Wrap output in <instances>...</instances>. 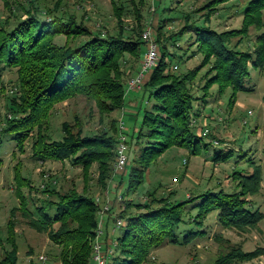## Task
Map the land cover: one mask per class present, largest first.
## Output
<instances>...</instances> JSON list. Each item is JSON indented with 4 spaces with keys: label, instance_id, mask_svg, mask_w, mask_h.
<instances>
[{
    "label": "trees",
    "instance_id": "trees-1",
    "mask_svg": "<svg viewBox=\"0 0 264 264\" xmlns=\"http://www.w3.org/2000/svg\"><path fill=\"white\" fill-rule=\"evenodd\" d=\"M154 1H113L111 17L115 23L112 29L106 26L92 28L86 10H70L63 0H54L53 5H43L39 0H25L9 6V17L14 19L11 22L5 20L0 26V94L5 92L1 78L6 70L16 71L18 93L8 102L11 114L6 117L4 127L0 128V147L4 138L11 136L18 151L24 152L26 142L32 140L31 151L36 161L70 162L80 167L85 186L82 191L76 187L65 190L57 179L53 182L48 180L41 190L46 195L43 205L32 211L22 191L25 187L31 190V182L22 176L19 164L16 165L14 179L20 206L11 210L8 236L4 240L0 236V244L5 242L9 247L0 264H18L20 246L14 219L17 210L30 228L46 233L58 247L60 264H92L100 210L95 198L107 189L111 180L115 181L113 167L118 123L112 115L122 109L127 82L131 73L137 71V66L140 67L146 45L142 34L148 23L145 10ZM228 1H208L197 10L205 11L201 24H190L189 16H186L187 23L169 38L164 36L165 18L157 20L154 37L161 43L159 63L145 76L140 91L142 95H148V104L140 124L133 127L127 139L128 163L131 164L128 192L136 191L145 181L151 165L167 150L177 147L195 153L199 143L208 135V130L198 133L195 125L196 104L200 98L207 101L206 97L213 88L218 94L229 89V106L232 107L237 101V94L248 90L246 81L250 71L264 69V0L248 1L242 9L243 19L239 29L217 32L209 25L211 17L219 5ZM252 27L261 31L254 48H242ZM186 31L194 34L191 45L196 46V54L202 59L186 72L175 73L170 71V61L177 59L178 63L182 56L177 57L175 50L171 52L166 41L169 39L172 42ZM175 45L174 48H179ZM195 51L191 56L195 55ZM174 67L178 68L177 65ZM196 83L200 85L201 97L196 96L199 89ZM79 97L94 104L100 128L97 132L85 134L76 118L74 125L62 123L60 140L52 139L49 125L55 107ZM146 102H140V105ZM204 145L208 147L209 143ZM230 156L215 154L213 160L218 163ZM94 167L97 170L98 193L90 191L89 187ZM124 173L126 167L120 174ZM233 176L234 180H238V190L232 193L205 191L172 202L174 192L163 197L153 191L139 203L120 195L119 201L124 206L117 216L122 225L117 227V220H111V228L103 225L106 235L101 240L106 264H143L160 246H189L196 238L204 236L200 229L214 211L218 212V221L223 228L245 232L256 227L264 220V213L252 208L247 197L260 192L262 168L254 165L250 174L235 172ZM121 184L122 179L119 187ZM99 197L103 203L106 201L103 194ZM190 204H194L191 209L197 211L194 216L188 210ZM112 210L113 207L105 216H110ZM187 214L198 230L188 232L181 239L176 228L190 223V220L184 219ZM117 229L119 235L116 234ZM261 253V250L244 252L239 247H232L211 264L251 261Z\"/></svg>",
    "mask_w": 264,
    "mask_h": 264
},
{
    "label": "rangeland",
    "instance_id": "rangeland-1",
    "mask_svg": "<svg viewBox=\"0 0 264 264\" xmlns=\"http://www.w3.org/2000/svg\"><path fill=\"white\" fill-rule=\"evenodd\" d=\"M7 1L9 4L0 0V26L5 20L11 22L14 19L9 17L11 16L9 6L25 0ZM53 1L39 0L43 5H53ZM63 1L70 10L77 12L86 10L91 18L89 24L92 28L106 26L112 29L114 27L115 22L111 17V12L112 2L116 0ZM208 1L210 0H155L154 3L150 2L145 10L147 27L151 25L150 29L155 36L157 20L163 17L165 18L164 36L169 38L187 23L186 16H189L190 24H201L205 11L197 10ZM248 1L250 0H230L219 5L211 17L210 27L217 32L239 29L243 19L242 9ZM152 6L154 12L151 11ZM260 33L261 31L254 27L250 28L242 48L252 50ZM174 39L172 42L168 39L166 45L171 52L175 50L177 57L182 56V60L178 63H176L177 59L171 60L170 71L184 73L197 66L202 58L196 54V46L191 45L194 41V34L186 31L180 38ZM163 42H165L164 39ZM170 43L173 45L171 46ZM157 44L160 48L161 43L157 42ZM174 44L179 45V48H174ZM193 51L195 55L191 56ZM158 53L160 58V51ZM176 65L177 69L174 67ZM126 67L125 71H128ZM1 81L5 92L0 94V128L4 127L6 117L11 114L8 111L9 100L18 93L16 71H4ZM195 86L199 88L200 85L196 83ZM246 87L248 90L237 94V101L232 107L229 106L231 96L229 89L223 94H218L216 88H213L211 94L206 97L207 101L203 98L199 99L196 104L195 125L198 133L208 130V135L199 143L195 153L192 150L177 147L167 150L156 163L151 165L145 181L135 192L127 191L130 163L126 166V173L116 174L114 181L116 185L111 191L112 200L116 197L112 204L114 211L110 215L111 220L120 219L117 214L124 206L119 201L120 195L126 200L133 199L134 202L139 203L153 191L163 197L174 192L171 196L172 202L181 201L205 191L219 192L222 190L225 193H232L238 190V180H234L233 174L235 172L250 174L254 165H260L262 168V187L258 194L248 196L247 199L252 208L264 213V69L251 70ZM196 96H202L200 88L196 91ZM147 99L148 95H142L141 91H131L128 95L126 93L121 111L113 113L112 117L117 123L119 117L122 118L127 139L131 136L133 127L140 124L143 110L148 104ZM140 102H146V104L140 105ZM149 103L151 104L152 101ZM76 118L81 122L85 134H92L100 128L99 115L94 104L84 97H79L67 100L55 107L54 114L52 113L50 118V137L60 140L63 135L62 123L68 122L74 125ZM31 143L32 140L27 141L25 151L20 152L12 137L6 136L0 147V160L2 161L0 165V236L3 240L8 236L7 224L11 217V210L20 206L14 179L16 165L19 164L22 176L31 182L32 189L25 187L22 191L32 211L43 205L46 195L41 190L48 180L53 182V179H57L65 190L76 187L82 191L85 186L80 167H75L70 162L36 161L32 156ZM204 143H209V146L206 147ZM215 154H231V156L226 161L215 163L213 160ZM121 179L122 184L119 187ZM96 184L97 170L94 167L90 176V191L98 193ZM102 194L105 196V192L98 193L97 196ZM194 204L188 207L192 216L197 212L191 209ZM188 217L187 214L184 219L190 220V223L179 225L176 228V233L181 239L188 232L198 230V226H195L192 219ZM14 219L17 225V242L20 246L18 264H60L58 247L50 241L46 233H38L30 228L19 210ZM200 231L204 232V236L196 238L189 246H160L143 264H211L232 247H239L244 252L263 251L260 256L251 261H236L234 264H264V220L256 227L240 232L232 228H223L218 221V212L214 211L204 221ZM119 233L117 229L116 234L119 235ZM8 248L5 242L0 244V259L4 258ZM40 256H44L46 260H40Z\"/></svg>",
    "mask_w": 264,
    "mask_h": 264
},
{
    "label": "built area",
    "instance_id": "built-area-1",
    "mask_svg": "<svg viewBox=\"0 0 264 264\" xmlns=\"http://www.w3.org/2000/svg\"><path fill=\"white\" fill-rule=\"evenodd\" d=\"M151 11L154 12L152 6ZM151 25L143 32L142 38L145 45V51L140 63L139 72L137 75L131 77L127 82V92L129 91H140L143 86V82L146 74L158 66L159 63V46L154 38L153 31L150 29ZM176 68V67H175ZM125 124L122 118L118 122V142L116 148V160L113 167L114 173H121L127 166L129 156V146L127 144V136L125 134ZM207 132V130H205ZM120 199V196H119ZM97 205L100 206L99 210V223L96 230L94 242H93V253H92V264H106V256L104 253V244L102 243V236L104 235V217L110 211V203L108 201L102 202L101 198L97 196L95 198ZM122 221L117 220L116 226H121ZM40 260L45 261L44 256H40Z\"/></svg>",
    "mask_w": 264,
    "mask_h": 264
},
{
    "label": "crops",
    "instance_id": "crops-1",
    "mask_svg": "<svg viewBox=\"0 0 264 264\" xmlns=\"http://www.w3.org/2000/svg\"><path fill=\"white\" fill-rule=\"evenodd\" d=\"M138 68H139V66H137V71L136 72H134V74L133 73H131L132 75H131V77H133V76H135V75H137V73L139 72V70H138ZM130 92L131 91H129V92H126L127 93V95L128 94H130ZM121 111V110H120ZM120 114V113H119ZM118 114V115H119ZM119 119H120V117H119ZM132 130H134V128L132 129ZM114 175H116L115 173H114ZM114 179H115V177H114ZM115 185L116 184H114V182H113V180H111L110 182H109V185H108V187H107V189L104 191L105 192V196H103L104 197V200H106V201H108L111 205H110V208L111 207H113V201H115V199H116V197H115V199L114 200H112V189L115 187ZM114 211V209L111 211V212H113ZM111 215V214H110ZM108 218V219H107ZM104 225L106 226H108L109 228H111L110 226H112V223H111V218H110V216H105L104 217ZM104 232H105V234L103 235V236H105L106 235V231L104 230Z\"/></svg>",
    "mask_w": 264,
    "mask_h": 264
}]
</instances>
